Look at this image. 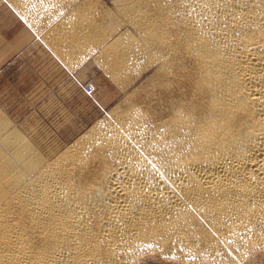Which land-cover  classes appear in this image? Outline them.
Listing matches in <instances>:
<instances>
[{
	"label": "bare ground",
	"instance_id": "6f19581e",
	"mask_svg": "<svg viewBox=\"0 0 264 264\" xmlns=\"http://www.w3.org/2000/svg\"><path fill=\"white\" fill-rule=\"evenodd\" d=\"M5 1L120 85L154 68L53 155L0 112V264L264 252V0Z\"/></svg>",
	"mask_w": 264,
	"mask_h": 264
},
{
	"label": "rangeland",
	"instance_id": "374dc122",
	"mask_svg": "<svg viewBox=\"0 0 264 264\" xmlns=\"http://www.w3.org/2000/svg\"><path fill=\"white\" fill-rule=\"evenodd\" d=\"M93 1L111 6L110 0ZM17 13L0 1V112L46 156L61 151L125 97L139 94L140 84L153 72L154 66L140 65V74L138 68L136 78L120 85L99 66L95 53L80 60L57 55L44 33L36 35ZM263 254L243 264H264ZM140 264L205 263L152 253Z\"/></svg>",
	"mask_w": 264,
	"mask_h": 264
}]
</instances>
